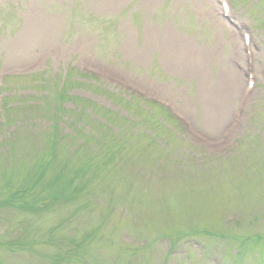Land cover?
I'll return each mask as SVG.
<instances>
[{
  "label": "rangeland",
  "instance_id": "rangeland-1",
  "mask_svg": "<svg viewBox=\"0 0 264 264\" xmlns=\"http://www.w3.org/2000/svg\"><path fill=\"white\" fill-rule=\"evenodd\" d=\"M230 2L0 0V264H264V0Z\"/></svg>",
  "mask_w": 264,
  "mask_h": 264
},
{
  "label": "trees",
  "instance_id": "trees-1",
  "mask_svg": "<svg viewBox=\"0 0 264 264\" xmlns=\"http://www.w3.org/2000/svg\"><path fill=\"white\" fill-rule=\"evenodd\" d=\"M95 149V148H94ZM94 149L93 148H90V149H87L88 151H94ZM96 151H98V152H103V150L101 149L100 151H99V149H95ZM120 149H114V148H112V150H111V153H117L118 151H119ZM123 150V149H122ZM86 152V150L85 151H83L82 152V154H84ZM37 170H38V172H39V168H37ZM63 178V175H60V177H59V179H62ZM56 180H58V179H56ZM55 180V181H56ZM74 181V179H70L69 180V183H71V182H73ZM68 183V184H69ZM67 184V183H66ZM10 186V184L8 183L7 184V187H9ZM61 187H64V186H61ZM59 188V187H58ZM11 199V197H9L8 199H7V201H9ZM36 201H38V198L36 199ZM171 239H169V241H170ZM190 241V239H188V242ZM169 244H170V249H169V253L171 254V253H176L177 251H178V249L177 250H175V248H176V244H175V241H173V240H171L170 242H169ZM204 247H205V245H204Z\"/></svg>",
  "mask_w": 264,
  "mask_h": 264
}]
</instances>
